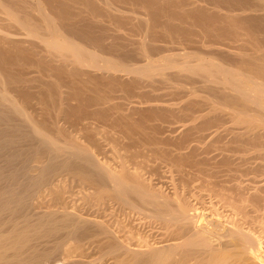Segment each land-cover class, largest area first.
Masks as SVG:
<instances>
[{"label":"bare ground","instance_id":"1","mask_svg":"<svg viewBox=\"0 0 264 264\" xmlns=\"http://www.w3.org/2000/svg\"><path fill=\"white\" fill-rule=\"evenodd\" d=\"M0 264H264V0H0Z\"/></svg>","mask_w":264,"mask_h":264},{"label":"rangeland","instance_id":"2","mask_svg":"<svg viewBox=\"0 0 264 264\" xmlns=\"http://www.w3.org/2000/svg\"><path fill=\"white\" fill-rule=\"evenodd\" d=\"M97 253H98V251L95 249V252H93V254L88 255V257H86L85 260H86V261H90L91 259L96 258L95 256H98ZM94 254H95V255H94ZM89 256H91L92 258L89 257ZM87 258H88V259H87ZM90 258H91V259H90Z\"/></svg>","mask_w":264,"mask_h":264}]
</instances>
